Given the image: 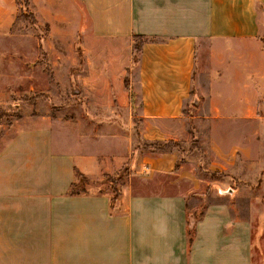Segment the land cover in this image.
<instances>
[{
  "label": "crops",
  "instance_id": "1",
  "mask_svg": "<svg viewBox=\"0 0 264 264\" xmlns=\"http://www.w3.org/2000/svg\"><path fill=\"white\" fill-rule=\"evenodd\" d=\"M29 2L37 20L90 36L97 64L83 82L88 90L93 75L95 90L76 121L21 119L2 130L0 264H264V243L226 204L198 216L188 193L142 192L136 181L200 179L175 149L132 147L133 124L146 142L187 137L192 99L210 119H243L262 104L264 0ZM12 6L0 0V21ZM134 35L147 41L129 90Z\"/></svg>",
  "mask_w": 264,
  "mask_h": 264
},
{
  "label": "rangeland",
  "instance_id": "2",
  "mask_svg": "<svg viewBox=\"0 0 264 264\" xmlns=\"http://www.w3.org/2000/svg\"><path fill=\"white\" fill-rule=\"evenodd\" d=\"M8 6L7 2L3 4L7 10ZM16 7L12 6L8 21H0V136L3 129H10L21 119L46 117L76 121L78 114L84 112V100L95 90L93 75L88 76V90L83 82L87 69L97 64L90 36L60 21L51 25L37 20L29 0H18ZM137 64L133 60L128 69L129 87ZM261 103L246 107L252 115L243 119H210L205 117L209 107L200 110L199 101L192 99L185 107L187 137L177 141L180 147L174 149L178 161L186 162L200 181H136L140 184L138 188L150 194L188 193V211L198 216L210 204L224 203L235 222H245L250 227L252 241L261 247L264 243V99ZM88 109L85 106V111ZM133 125L132 147L147 150L143 146L146 141ZM122 141L117 139L118 147L123 145ZM123 170L125 173L127 169ZM114 182L119 194L122 181ZM78 189L79 182L73 187Z\"/></svg>",
  "mask_w": 264,
  "mask_h": 264
},
{
  "label": "trees",
  "instance_id": "3",
  "mask_svg": "<svg viewBox=\"0 0 264 264\" xmlns=\"http://www.w3.org/2000/svg\"><path fill=\"white\" fill-rule=\"evenodd\" d=\"M147 41V38L143 35H134V61H138V54L140 53L142 49V45ZM125 86L127 89L130 90L129 84L127 83V80L125 81ZM132 96L134 92L132 91ZM144 148L145 149H153L155 151H168L172 150L174 148H179L180 145L174 141V140H168V141H154V142H144ZM201 216V215H200ZM196 219L199 218L198 216L195 217ZM188 235H189V244L192 243L194 236H195V230L194 228H188Z\"/></svg>",
  "mask_w": 264,
  "mask_h": 264
},
{
  "label": "water",
  "instance_id": "4",
  "mask_svg": "<svg viewBox=\"0 0 264 264\" xmlns=\"http://www.w3.org/2000/svg\"><path fill=\"white\" fill-rule=\"evenodd\" d=\"M196 102V101H195Z\"/></svg>",
  "mask_w": 264,
  "mask_h": 264
}]
</instances>
